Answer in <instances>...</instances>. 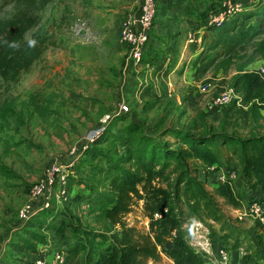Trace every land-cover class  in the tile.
Wrapping results in <instances>:
<instances>
[{
	"label": "rangeland",
	"instance_id": "1",
	"mask_svg": "<svg viewBox=\"0 0 264 264\" xmlns=\"http://www.w3.org/2000/svg\"><path fill=\"white\" fill-rule=\"evenodd\" d=\"M140 1L55 0L40 11V24L29 34L30 37L38 33L48 39V49L18 80L8 81L0 76L2 246L7 244L10 237L16 235L15 231L20 224L19 212L29 201L33 184L44 178L50 163L56 160L65 163L75 149H81L87 134L97 128L107 116L111 117L108 123L109 132L106 133L103 145L99 146V149L103 154L108 153L110 159H116L115 156L128 145L130 135L127 133L128 126L137 124L147 133L158 136L168 127L188 124L192 126L193 122L200 125L198 115L201 112H208L217 93L232 88V78L239 66L249 61H252L251 67L264 62V35L249 39V42L239 50L243 57H236L227 73L219 72L217 66L206 73L204 78L207 76V79H211L218 89L205 94L196 90L198 77L192 67L193 63L199 62L200 56H196L189 63L190 67L185 77L184 63L190 57L183 58L179 63L175 61L165 72L164 81L156 77V74L153 75L152 82L149 78L147 80L145 68L135 71L136 74L132 68L128 67L125 70L129 47L121 38L122 21L128 14L138 12ZM191 1L196 5L195 9L201 12L199 5L203 3H200V0ZM18 6V0H0V21L11 17ZM253 8L258 10L260 6L256 4ZM247 24L253 26L256 21L251 20ZM205 61L204 59L203 62ZM168 85L171 91L168 90ZM150 90L156 96H153ZM239 96L242 97L240 94ZM241 99L234 98L218 116L210 112L212 116L208 115L207 123L220 130V124L227 121L229 132L241 137H247L252 132L264 134V118L257 123L252 122L250 115L246 114V106L239 105V102L242 103ZM123 102L128 103L131 112L123 118H117L119 104ZM194 133L200 134L201 130L196 129ZM160 139L169 143L174 142L168 135ZM229 155L226 152L228 158ZM82 158L90 159L89 156L83 157L81 153L78 163ZM105 160L100 158L86 162L82 160L79 169L77 167L70 173L68 178L74 200L83 198V201H89V192H86L79 183L81 180L96 178L101 168L107 167ZM237 167V160L231 158L225 170ZM199 173L200 179L208 176L206 170H200ZM241 177L242 173L238 172V178ZM215 186L216 183L213 182L206 185L211 193H214ZM217 201L227 217V222L237 231L234 236L230 237L229 230L225 231L222 224L210 220H207V223L214 227L215 233L203 223L202 231L200 233L195 231L193 222L197 220L187 221L180 233L194 248L202 252L204 251L198 243L206 240H209L211 247L219 244V248L233 249L236 243L234 237L238 235L240 248L237 252L240 251L247 264H264V244L260 250L262 259L255 261L259 247L256 238L258 233L264 231L263 227L257 226V222L251 217L238 220L237 213L224 199L217 197ZM239 202L236 208L242 210L247 206V201L241 197ZM162 204L156 206L162 208ZM58 205H55L54 210L60 214L65 209L59 208L61 205ZM71 209L74 214L76 213L72 218L77 226L65 233L68 244L74 242L72 238H78L85 243V229L87 231L102 229L95 216L85 213L86 209H78L76 205ZM147 213L144 202L140 201L134 204L124 221L138 232L147 233L150 222ZM62 218L67 217L63 215ZM69 222L70 218L65 224ZM114 230L119 229L116 227ZM47 234L53 244V236H57V231L50 230ZM221 235L227 236L224 241H221ZM106 244V241L96 242L95 247L101 250ZM43 248L50 253L54 247ZM3 251L0 253V264H25L23 261L32 259L29 256L20 258L15 255L10 259L6 257L7 252ZM4 258H7L5 263ZM150 264L173 262L164 256L158 263Z\"/></svg>",
	"mask_w": 264,
	"mask_h": 264
},
{
	"label": "trees",
	"instance_id": "2",
	"mask_svg": "<svg viewBox=\"0 0 264 264\" xmlns=\"http://www.w3.org/2000/svg\"><path fill=\"white\" fill-rule=\"evenodd\" d=\"M54 1L18 0L19 6L16 12L11 17L0 21V76L6 80H18L48 49V39L41 37L38 33L30 37L29 34L40 24V11ZM236 1L244 3L245 12L226 20L220 27H208L210 13L219 11L222 2L200 0V3H203L199 5L200 12L195 9L197 7L191 0H159L142 64L144 68L151 64L156 73L150 77L146 71L147 80L149 78L152 82L154 74L159 79H163L165 75L161 69L164 62L169 59V55L167 57L166 54L162 55L158 51L150 50L153 29L160 18L167 17L182 3L188 4L185 12L194 20L191 26L192 31L198 32L205 29L204 45L202 53L199 54L201 58L199 57V62L193 63L194 66L192 65L193 72L198 77L196 81L207 78L204 76L214 66H217L219 72L227 73L233 60L236 57H243L239 51L240 48L246 45L249 39L264 35V0ZM256 4L260 6L258 10L253 8ZM193 6L194 8H191ZM251 20H255L256 24L248 26L247 23ZM30 41H34V45L30 46ZM202 58L206 61L203 62ZM154 59L156 61L152 62ZM172 60L169 61L167 70L173 66ZM263 64L264 62L260 65ZM251 65L252 61H249L238 67L237 73L232 78V88L242 96V103H240L246 106V114L250 115V120L257 123L264 118L262 112L264 111V78L252 72ZM129 68L134 69L135 73L136 70L132 65ZM136 89L137 85H135ZM155 89L157 90V87ZM196 90L199 92L197 86ZM150 92L156 96L151 90ZM225 108L220 112L216 110L201 112L197 117L200 125L193 122L192 126L188 124L168 127L158 136L147 133L139 127L140 125L132 124L127 127V133L130 134L128 145L115 156L116 159H110L108 153L103 154L99 149V146L103 145L106 133L109 132L107 127L104 136L83 152V157L89 156L90 159L80 160L86 162L98 158L106 159L107 167L101 166L96 178L88 181L81 180L79 183L86 192H89V201H83V198L81 200L72 198L73 191H70L68 178L69 201L59 206L53 199L50 208L41 210L27 223H22L19 219L20 224L15 231L16 235L8 239L6 250L3 251L7 252L6 257L29 256L32 259L28 261L26 259L23 262L34 264V261L42 256L40 250L43 247L53 246L51 253L60 251L66 254L64 264H150L158 263L164 256L173 264L204 262L205 254L194 248L180 233L187 221H200L208 226L212 233H215V229L207 223V220L222 224L223 229L225 231L228 229V235L232 237L237 231L227 222L217 197L224 199L229 205L240 203V197L247 201V204L256 200L264 204L263 197L251 196L244 199L246 194L233 188V180L227 179L221 183L218 179L217 171L225 170L230 159L235 158L247 186L251 189L264 187V134L252 132L247 137H241L229 132L227 121L220 124V130H216L207 123L208 115L212 116V113L218 116ZM130 112L116 116L123 118ZM196 129L201 130V133L196 135L194 133ZM167 135L174 139L173 143L160 139ZM226 152L230 154L229 158ZM81 162L75 169L81 165ZM211 166H216L215 172L207 170ZM200 170H206L208 176L205 175L203 179H200ZM208 182L216 183L214 193L207 189ZM140 201L144 202L145 209L148 211L147 217L150 219L147 233L138 232L124 221L134 204ZM161 203H163L162 208L156 206ZM55 205L59 208L64 207L62 214L55 212ZM73 205L82 210L85 207V213L95 216L98 223L102 225L100 231L85 229V243L78 238H72L74 242L71 244L66 242L65 233L77 226L72 218ZM156 214H160L161 218H155ZM63 215L67 218H62ZM68 218L70 222L65 224ZM257 226H261L260 223L257 222ZM116 227L119 230H114ZM50 230L57 231V236H53L52 245L47 234ZM255 231H257L256 228ZM226 237L221 235V241H224ZM234 239L236 243L233 249L227 250L220 247V250L238 251L240 248L238 235ZM256 239L259 251H256L255 257L262 259L260 250H262L261 245L264 244V236L258 233ZM104 241L107 242L104 249L95 247L96 242ZM218 245L215 246L218 247ZM7 258H4V263L7 262ZM243 259L245 260V257ZM240 264H247V261Z\"/></svg>",
	"mask_w": 264,
	"mask_h": 264
},
{
	"label": "built area",
	"instance_id": "3",
	"mask_svg": "<svg viewBox=\"0 0 264 264\" xmlns=\"http://www.w3.org/2000/svg\"><path fill=\"white\" fill-rule=\"evenodd\" d=\"M158 1L159 0H141L138 12L128 14L122 21L121 38L129 47L125 70H127L130 65L135 68L136 72H138L140 68H144V66H142L144 60V50L149 38V32L156 18ZM245 11L246 7L242 1L224 0L219 11L210 13L208 17V27H220L226 20ZM204 35L205 29H201L198 32L192 31V34L187 41V45H196L197 49L202 50L204 45ZM145 68H147V75L152 77V74L155 73V68L149 65H146ZM251 71L258 73L262 78H264V64L253 67ZM196 86L198 90L204 94L210 93L214 89H218V86H216V84H214L209 78L198 81ZM234 98L238 100L241 99L239 94H237L233 88L225 89L217 93L214 99H212L209 109L210 111L216 110L220 112L223 108L230 105ZM239 105H241L240 102ZM129 111L130 107L128 103L123 102L119 104L118 115ZM110 120L111 117L107 116L97 128L92 129L87 134L81 149H75L65 163H62L59 160L50 163L44 178L33 184L29 195V201H27L19 212V219L22 223L30 221L41 210L50 208L52 206L53 199H55L58 204H63L69 201L70 194L68 192V177L78 164L79 155L102 138L107 130ZM207 170L215 172L216 166L208 167ZM217 174L221 183H224L227 179H231L233 181L238 179V172L235 169L229 171H217ZM83 208L86 209L85 207ZM247 217H251L264 227V204L256 200L247 204V206L242 210L237 209L238 220L242 221ZM155 218H161V215L156 214ZM193 226L195 231L198 233L202 231L203 224L200 221H194ZM198 244L204 252L207 254L210 253L211 244L209 240H206V242L201 241ZM2 251L3 248L0 244V253ZM220 255L223 264H228V252L221 249ZM65 261L66 254L64 252L56 251L53 253L51 258H47L42 254V256L38 257L34 261V264H64ZM201 264L207 263L204 261Z\"/></svg>",
	"mask_w": 264,
	"mask_h": 264
},
{
	"label": "crops",
	"instance_id": "4",
	"mask_svg": "<svg viewBox=\"0 0 264 264\" xmlns=\"http://www.w3.org/2000/svg\"><path fill=\"white\" fill-rule=\"evenodd\" d=\"M184 7V8H183ZM188 7L187 3L179 4L173 11H171L167 17L160 18L158 20V23L156 27L153 29V37L149 44V48L151 51H158L160 54H166L165 56L169 55V59L164 62V65L162 66V71L165 75V72L168 68L169 61L178 62L182 60L183 58H189L188 61L184 63V77L186 74L187 69L190 67V62L195 58L196 56H199V54L202 53L201 50H198L195 45H187V41L192 34L191 26L194 23V20L190 15L186 14V8ZM194 8V7H191ZM195 52V53H194ZM168 57V56H167ZM204 58H202L203 60ZM164 81V78H163ZM168 90L171 91L170 85H168ZM199 93H201L199 91ZM204 94V93H201ZM212 103V102H211ZM211 106V104H210ZM210 108V107H209ZM210 111V109H208ZM264 114V111H262ZM224 170V169H223ZM238 172H241V168L238 166L236 169ZM205 171V170H204ZM233 188L236 189L240 193H245L246 195L243 197L244 199H247L251 196L256 197H263L264 198V187H257L254 189H251L249 186H247L243 175L239 179H236L233 181ZM232 209H234V212L237 213L236 205H229ZM264 229V227H263ZM262 233H259L264 236V231H261ZM6 243L2 246L3 250H6ZM50 245L51 242H50ZM200 251L199 249H197ZM220 248L217 246L210 247V253H204L205 259L207 260V264H223L221 255H220ZM202 252V251H201ZM229 254V261L228 264H240L241 262L246 261L243 259L242 255L237 251H227ZM40 253L43 254V256H46L47 258H51L53 253H47V250L42 248L40 250ZM241 255V256H240ZM260 260V259H259ZM255 261H258V259L255 257Z\"/></svg>",
	"mask_w": 264,
	"mask_h": 264
},
{
	"label": "clouds",
	"instance_id": "5",
	"mask_svg": "<svg viewBox=\"0 0 264 264\" xmlns=\"http://www.w3.org/2000/svg\"><path fill=\"white\" fill-rule=\"evenodd\" d=\"M34 43H35L34 41H30V42H29V45L32 46V45H34ZM13 46H14V45H13Z\"/></svg>",
	"mask_w": 264,
	"mask_h": 264
}]
</instances>
